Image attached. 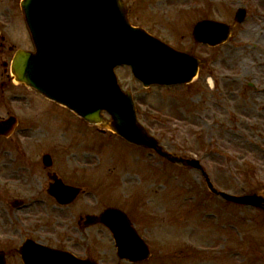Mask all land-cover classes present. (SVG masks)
<instances>
[{
  "label": "rangeland",
  "instance_id": "1",
  "mask_svg": "<svg viewBox=\"0 0 264 264\" xmlns=\"http://www.w3.org/2000/svg\"><path fill=\"white\" fill-rule=\"evenodd\" d=\"M138 1L133 16H151L141 24L152 34L210 61L192 83L175 86L145 87L130 66H120L119 81L133 92L141 122L168 151L199 158L219 190L264 195V64L243 62L264 59V0ZM240 7L247 17L236 24ZM16 13L0 20L11 22V42L32 48L23 23V34L15 28L23 20L20 5ZM201 16L231 24L230 39L214 47L197 44L193 26ZM1 73L6 78L0 64V82ZM15 82L20 128L0 138V248L9 252V264H24L15 248L30 237L99 264H264L263 211L224 201L210 191L201 171L133 148L110 130L96 134L65 107ZM25 125L33 128L22 133ZM15 143L23 149L15 150ZM48 150L76 173L67 179L85 182L87 192L68 208L43 196L39 205L15 209L14 215L7 201L37 197L32 188L40 185L34 172L29 186L15 181L16 171L24 172L29 167L21 162ZM108 204L129 213L150 245L148 260L120 259L106 226L78 224L81 216L100 213Z\"/></svg>",
  "mask_w": 264,
  "mask_h": 264
},
{
  "label": "water",
  "instance_id": "2",
  "mask_svg": "<svg viewBox=\"0 0 264 264\" xmlns=\"http://www.w3.org/2000/svg\"><path fill=\"white\" fill-rule=\"evenodd\" d=\"M22 7L36 51L16 53L12 71L17 80L92 123H103L105 110L112 115L111 127L127 140L154 148L172 161L201 167L199 160L163 151L139 124L132 94L121 89L115 73L118 65L129 64L145 86L187 83L197 74L199 60L132 26L121 0H23ZM245 14L240 8L236 19L242 21ZM195 34L198 41L216 45L228 38L230 27L206 20L198 24ZM14 124L15 119L0 121V133ZM58 185L59 191L53 193L61 203H68L78 193L61 182ZM217 193L230 201L264 208V198L257 193ZM87 217V223L101 221L112 230L121 258L136 261L150 256L148 245L120 209L110 207L100 216ZM20 251L25 264H96L31 240ZM0 264H6L2 254Z\"/></svg>",
  "mask_w": 264,
  "mask_h": 264
},
{
  "label": "flooded vegetation",
  "instance_id": "3",
  "mask_svg": "<svg viewBox=\"0 0 264 264\" xmlns=\"http://www.w3.org/2000/svg\"><path fill=\"white\" fill-rule=\"evenodd\" d=\"M125 1L128 4V7H127L128 15L135 25L141 26L142 25L141 23L143 22V20L145 21L151 18V16H133V13L136 11L135 5L140 2L138 0H134V3H133V0H130V3H129V0H125ZM20 2L21 0H0V6H2L0 8V16H18L16 13V6L19 5ZM206 18H210V17L201 16L200 19H197L196 21L194 20L195 21L194 26L199 20L206 19ZM21 22L23 23V29H24L23 20L18 21V19L15 22L16 29L19 30L20 28L19 24ZM194 26H193V30H194ZM9 28H11V30H9ZM12 34H13V31H12L11 22L8 21L6 23L4 20H0V64L2 65L4 69V73L6 75V78H4V76L1 73V77H2V80L0 82V118L1 119L8 118L10 116H15V104H13V102L15 101V96L17 95V93H15V90H14L15 85H14V80H13V77L10 71V64L13 60L15 51L20 47H25V45H19L20 43H19V40L17 39H15L14 42H11L13 40ZM23 35L25 36V39H28L29 41V34L25 32ZM249 86L253 87V84L249 83ZM32 128L33 127L29 125H25L24 131L22 133H25L27 130L30 131ZM0 137L5 138V139L10 138V137H3V136H0ZM16 143H15V150L16 148L23 149L22 146H19L17 145L18 143L17 144ZM46 153H51V152H49V150L44 151L42 153V158H34L32 161L21 162L22 165L26 164L29 168H26L24 172L20 171V169L16 171L18 173L15 176L16 177L15 179H17L15 181H19L22 184L28 183V186H29L30 185L29 182L32 181L31 173L34 172V174L37 176L36 179L40 183V185L37 186L38 188H35V187L32 188V193H37V197L34 198L35 200L33 202L23 203L22 206L18 208L20 210H24L26 208L32 209L34 205L38 204L41 200H43V199L39 200V198L43 196H46L50 198L51 200H54L55 204L58 205L57 201L49 194V188L51 186V183L53 182L51 177L55 176L56 174L59 177H61L66 183H69L75 186H82V187L85 185V183L83 184L80 180L74 182V181L67 179L66 175L70 178H72V173L76 175L75 172L70 170V168L67 166V163L59 164L57 163V161L53 159V163L51 165H47L44 160V154ZM15 160L17 161V157L15 158ZM39 169H42L43 173H41ZM58 206L61 208H66V207L71 206V204L67 206H60V205ZM13 214L15 215V210L13 211ZM81 217L78 220L79 225L84 224V219Z\"/></svg>",
  "mask_w": 264,
  "mask_h": 264
},
{
  "label": "bare ground",
  "instance_id": "4",
  "mask_svg": "<svg viewBox=\"0 0 264 264\" xmlns=\"http://www.w3.org/2000/svg\"><path fill=\"white\" fill-rule=\"evenodd\" d=\"M260 19H261V18H260ZM245 34H246V33H245ZM246 39H247V35H244V36L242 37V42L245 43V40H246ZM243 62H244V63H245V62H248V63H252V64H256V63H258V64H262V65H263V64H264V59H256V60L253 59V60H250V61H248V60L245 61V60H244Z\"/></svg>",
  "mask_w": 264,
  "mask_h": 264
}]
</instances>
